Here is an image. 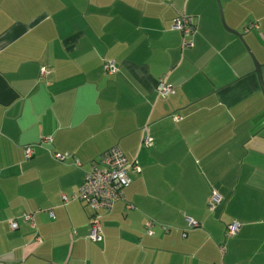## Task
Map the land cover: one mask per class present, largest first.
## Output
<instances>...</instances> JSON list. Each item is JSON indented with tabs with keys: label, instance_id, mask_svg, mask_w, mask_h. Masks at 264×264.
<instances>
[{
	"label": "crops",
	"instance_id": "1",
	"mask_svg": "<svg viewBox=\"0 0 264 264\" xmlns=\"http://www.w3.org/2000/svg\"><path fill=\"white\" fill-rule=\"evenodd\" d=\"M179 14L194 21L190 47L171 28ZM253 58L264 86V0H0V264H264ZM113 145L141 170L124 189L132 207L101 209L92 241V211L72 196ZM232 221L240 228L225 238Z\"/></svg>",
	"mask_w": 264,
	"mask_h": 264
},
{
	"label": "built area",
	"instance_id": "2",
	"mask_svg": "<svg viewBox=\"0 0 264 264\" xmlns=\"http://www.w3.org/2000/svg\"><path fill=\"white\" fill-rule=\"evenodd\" d=\"M252 27H256V23H249L244 27L245 31H248ZM171 28L177 30L182 35V46L190 47L192 45L191 36L195 29V24L191 16L187 14H179L173 19ZM104 72L112 75L118 71L115 62L111 59L104 61ZM46 69L40 68V75L44 76ZM156 93L159 97L166 98L168 95L174 93V87L168 84L165 77H160L156 83ZM174 121L180 119L178 114H173ZM51 141L50 137H44L41 142L48 143ZM142 144L148 146L151 144V138L144 136ZM25 156L31 157L34 153L32 145H27L24 148ZM67 154L59 152L54 153V157L58 160L64 159ZM76 165H80L76 162ZM140 172L141 167L136 161L129 160L122 150L117 146L113 145L103 151L100 156L91 163L90 167L84 170L83 181L78 187L77 192L73 194V198L78 199L85 203L91 211L88 238L92 241H99L102 238V227L100 221L99 211L101 209L108 210L116 202L122 201L125 203L126 208H131L132 204L126 200L124 195V189L131 184V177L129 171ZM66 200V197H64ZM221 201V196L213 192L208 198L207 205L210 210ZM24 219L30 224L32 228H35V221L33 215L26 213L23 215ZM153 221L148 219L145 225L146 233L152 234L151 227ZM11 228H16L18 223L15 219L9 221ZM188 225L194 227L197 222L193 219H188ZM240 228L238 221H232L226 225L224 236L229 238L235 235ZM37 240L39 238L37 237ZM220 250H225V244H221Z\"/></svg>",
	"mask_w": 264,
	"mask_h": 264
},
{
	"label": "water",
	"instance_id": "3",
	"mask_svg": "<svg viewBox=\"0 0 264 264\" xmlns=\"http://www.w3.org/2000/svg\"><path fill=\"white\" fill-rule=\"evenodd\" d=\"M223 24H224V23H223ZM230 31H232L233 33L239 35V33H238L237 31H234V30H230ZM253 60H254V58H253ZM254 63H255V72H256V74H257L258 77H259V80H260V83H261V87H262V91H263V93H264V86H263V84H262V80H261V76H260V71H259V69H258V65L256 64L255 60H254Z\"/></svg>",
	"mask_w": 264,
	"mask_h": 264
}]
</instances>
